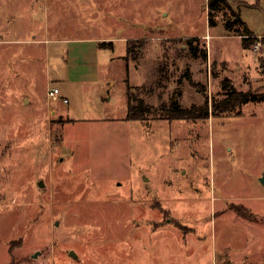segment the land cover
Instances as JSON below:
<instances>
[{
	"label": "rangeland",
	"instance_id": "374dc122",
	"mask_svg": "<svg viewBox=\"0 0 264 264\" xmlns=\"http://www.w3.org/2000/svg\"><path fill=\"white\" fill-rule=\"evenodd\" d=\"M228 3L0 0V264H264V0Z\"/></svg>",
	"mask_w": 264,
	"mask_h": 264
},
{
	"label": "trees",
	"instance_id": "16d2710c",
	"mask_svg": "<svg viewBox=\"0 0 264 264\" xmlns=\"http://www.w3.org/2000/svg\"><path fill=\"white\" fill-rule=\"evenodd\" d=\"M222 5H225L226 7L228 6L229 8H231V6L228 3V0H208V6H209L208 13H209V15H211V11L220 10ZM231 11L233 12V10H231ZM212 22L213 21H212L211 17H209V23L211 24ZM233 22L245 25L244 31H239L238 29H236L235 34L241 36L242 44L245 48H247L248 47L247 39L255 37L252 30L241 19L238 12L234 13ZM225 25H226V28L229 30L230 27H229V24L227 23V21L225 22ZM190 41H191V38H189L187 40V42H190ZM101 43H102L101 45H104L103 42H101ZM107 44L112 45V42L110 41ZM101 45H99V46H101ZM189 46L192 47L191 43H189ZM231 88H232V90H231L232 95L235 97L236 100H238L241 103H245L248 101L264 100V92L251 94L248 91H246V92L245 91H239L232 85H231ZM128 90H130L129 86H128ZM128 102H129V91H128ZM128 105H129V103H128ZM171 107H172L173 111H176L175 112L176 114L173 117H176V118L196 117V115L191 114V110L181 108L177 102H172ZM127 115L130 118L132 117L130 112H128Z\"/></svg>",
	"mask_w": 264,
	"mask_h": 264
},
{
	"label": "crops",
	"instance_id": "0c3cea01",
	"mask_svg": "<svg viewBox=\"0 0 264 264\" xmlns=\"http://www.w3.org/2000/svg\"><path fill=\"white\" fill-rule=\"evenodd\" d=\"M96 49L99 50V46L98 45L96 46ZM126 51H127V48H126ZM125 55H126V53L125 54H122L120 56L124 59L123 62H122V64H121L122 70H124L126 76L128 77V79H127L128 80V84H127V87H126V90H125V93H126V95L128 97V91H129L128 90V86L131 88V87H133L135 85H138V83H132V82H130V79H129L130 61L127 60L126 57H124ZM115 57H117V56H115ZM111 59L113 60L114 59V56H111ZM89 64L91 66H93V67H96V66L99 67V61L96 62L95 60H91V61H89ZM90 79L91 78H89V80ZM91 80H94V79H91ZM96 80L98 81V78H96ZM142 83H139V84H142ZM58 88L60 89V97L57 99V102H54V110L59 115H63L65 117H69L72 120H74L72 117H70V114L72 113V108L68 104L70 103V101H75V91L74 90H66L65 88H62V87H58ZM64 98L66 99V101H64ZM78 100L81 101V102L79 101L78 106H81L82 109H83V107H86L88 105L90 107L95 108V109L97 108V102L95 104L93 97L89 99L86 96L83 97L82 95H80V97L78 98ZM83 101H84V103H83ZM127 106H128V99H127ZM124 114L125 115L128 114V107H126ZM78 120H83V119H78Z\"/></svg>",
	"mask_w": 264,
	"mask_h": 264
},
{
	"label": "built area",
	"instance_id": "2783aa9c",
	"mask_svg": "<svg viewBox=\"0 0 264 264\" xmlns=\"http://www.w3.org/2000/svg\"><path fill=\"white\" fill-rule=\"evenodd\" d=\"M47 97L51 99H58L60 97V89L56 86L49 87L47 89ZM64 101H66L65 98Z\"/></svg>",
	"mask_w": 264,
	"mask_h": 264
},
{
	"label": "water",
	"instance_id": "95a60500",
	"mask_svg": "<svg viewBox=\"0 0 264 264\" xmlns=\"http://www.w3.org/2000/svg\"><path fill=\"white\" fill-rule=\"evenodd\" d=\"M263 182H264V178H263Z\"/></svg>",
	"mask_w": 264,
	"mask_h": 264
}]
</instances>
